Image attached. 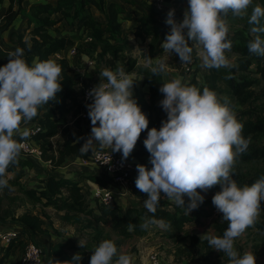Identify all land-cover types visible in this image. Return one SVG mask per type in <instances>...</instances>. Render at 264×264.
Masks as SVG:
<instances>
[{
    "label": "clouds",
    "instance_id": "1",
    "mask_svg": "<svg viewBox=\"0 0 264 264\" xmlns=\"http://www.w3.org/2000/svg\"><path fill=\"white\" fill-rule=\"evenodd\" d=\"M249 8L251 13L249 14ZM175 10H169L165 20L170 26L162 43L166 53H175L182 64L193 60L194 47L199 49L201 67L207 69L230 68L226 57L231 51L228 40L227 17H247L254 37L248 43V51L264 57V7L253 6V0H188L182 22L174 19ZM191 41V46L189 45ZM8 62L0 67V190L9 187L7 170L19 163L24 147L22 141L29 138L27 125L38 115L39 109L51 101H57L62 91L60 76L62 67L49 59L29 66L24 49L17 47L7 54ZM148 65L152 58L148 57ZM168 66L157 60L151 66L153 75L164 76ZM100 83L89 90L91 103L86 105L91 121V133L80 147L83 154L96 147L109 148L122 153L126 161L133 152L141 133L147 130L143 141L152 165H136V188L146 194L144 207L155 214L161 198L184 210L185 215L204 202L201 192L207 193L219 185L221 191L212 197V204L228 226L222 236H206L209 247L222 253L228 264H256L252 252L242 255L235 248V241L249 227H253L261 214L264 203V177L254 183L240 186L233 178L237 158L246 153L250 137L243 136V124L236 118L230 104L221 102L217 93L204 87L183 83L182 77L164 82L159 88L163 99L159 102L166 119L159 129H148L149 120L133 98L134 80L123 65L115 70L105 68L99 73ZM230 79L231 75L225 77ZM106 81V82H105ZM19 136L17 140L15 137ZM95 142V143H94ZM188 197L187 204L184 197ZM167 229L163 220L145 217L141 230L152 226ZM135 225L129 223L132 232ZM79 246L84 247L82 241ZM80 253L65 264H80ZM90 264H133L131 254H118L115 243L106 239L95 247Z\"/></svg>",
    "mask_w": 264,
    "mask_h": 264
},
{
    "label": "trees",
    "instance_id": "2",
    "mask_svg": "<svg viewBox=\"0 0 264 264\" xmlns=\"http://www.w3.org/2000/svg\"><path fill=\"white\" fill-rule=\"evenodd\" d=\"M23 1L25 0H9V6L3 16V25L0 26V37L2 33L9 30L16 18L20 15L22 11L20 5ZM107 1L108 0H55L54 5L51 3L32 5L30 7V12L35 16L34 21L36 26L30 32V45H27L23 41L24 37L19 33L14 34V32H11L10 41L16 48L19 47L24 49L23 58L29 66H33L35 63L41 61L52 60L55 54L62 53L65 49L74 47L75 39L74 36L56 38L50 36L47 33L48 28L54 26L56 23L50 16L57 13L67 16V12L72 9L74 18L77 19V25L82 27L81 29L83 32L81 34L91 39V41L86 44L91 47L95 53L93 54L94 62L99 63L100 57L104 58L105 56H111V58L105 60L106 66L100 69L99 73L105 68L115 70V63L118 60L116 57L127 49L128 40L121 32L122 26L119 22V4L117 2ZM260 1L264 6V0ZM2 2L3 0H0V5ZM15 2L18 4L17 11L13 10V4ZM87 6L95 7L98 11L105 12L107 14L106 23L101 24L96 21L91 15L90 10L86 8ZM42 15L45 16L43 17ZM147 15L148 19L152 22H154L157 16L154 11L149 12ZM141 22V26H143L144 29L146 28L145 32L151 34L154 41H156V39H158L159 27L147 24L144 20H141ZM262 23H264V20H262ZM250 27L251 26L247 22L245 24V29L234 33L235 40L230 37L228 38L231 41V50L239 56L235 65L230 68L208 69V74L204 78L205 83L202 85L198 86L195 78H192L187 83V85L195 86L201 91L204 87H208L210 90L215 91L221 102L227 101L234 111L236 107L243 108L236 113V118L243 124V136L245 138L250 137L251 142L246 153L237 158V162L245 164L253 163V165L251 171L247 173L242 172L239 168H235L233 178L240 186H250L259 178L264 177V57L253 55L248 51V43L254 39L249 33ZM261 36L262 39H264V34H261ZM165 37L166 35H164L162 39L165 40ZM14 39H16L15 42ZM82 46L84 45H76L77 54L74 57V61H72V64L79 68H81V62L79 63L80 58L78 53L82 50L83 52H80L81 54L89 56V52H85ZM8 52L9 51L0 47V67L8 62ZM97 56L99 58H97ZM53 61L62 67V73L59 78L62 84V91L58 93L57 101H51L39 109L38 115L36 116V118L39 117V119L34 127L39 126L41 131L35 135H29L28 138V140L34 142L35 146L40 149L41 160L48 163L52 171L61 167L68 156L76 154L91 132V124L89 127L87 123H84V125L81 124V122H85L83 119L76 120L74 124L76 129L67 127V115L72 113V115L75 116L82 108L79 99L80 90L79 92L76 91L78 89V77L71 71V62L68 61L67 58ZM253 63L256 64L254 71L250 70V66ZM135 65V62L130 63L129 69L127 70L128 74L135 69ZM251 73L259 75V78L249 77L248 74ZM136 74L143 77L142 83L147 86L148 93L137 90V92L135 91L133 94V98L136 99L141 110L146 114L149 120L148 129L150 130L153 127L159 129L161 127V122L167 118L166 113L159 104L163 99V94L159 92L161 84L164 83L162 76L153 75L151 70L146 68H137ZM229 75H231V78L226 79L225 77ZM89 77L90 75L86 74L83 77V81ZM85 83L90 82L85 81ZM98 83H100V81H96L94 84L97 85ZM253 86H260L259 91L255 92ZM256 102H259V105H256ZM62 129H64V134H61V142L53 146L50 140L57 136ZM142 136H147V132L141 133L140 138ZM145 154L150 156L145 146H142L133 156L139 158ZM27 165L28 162L19 160L18 165L12 166L7 170V174L16 172L17 167L25 168ZM136 172H134L131 182L134 183V188L138 191L135 185V180L138 176V172ZM19 179L20 177H16L14 180L8 179L9 187L0 190V220H5L10 216L9 208H4L3 203L10 196L11 188L20 185ZM43 185L41 190L25 189L20 186L19 188L22 194L27 195L35 203H41L44 199L46 201L44 202L45 205H53L56 211L63 212V220L78 221L76 215L82 213L84 210L83 205L85 206V199L81 193L79 184L73 180L49 176L45 179ZM216 189L221 191L220 186H214L210 190ZM51 196L55 198L52 199ZM184 199L187 204L188 197L185 196ZM167 206H171V210H167ZM261 208L264 210V203H262ZM101 213L102 216L92 217L96 221L104 223L107 222V219H110L111 230L121 235L123 239L115 243L117 249H119L124 240L140 233L141 228L138 222L140 217L144 219L145 217L153 218L154 216L156 220H163L167 223L169 225L167 229L182 232L185 224L198 222L200 215L204 212L198 210L196 214L185 215L182 208L177 207L173 203L164 201L159 203L155 214L149 213L145 207L136 208L134 205L122 212H119L116 206L111 208L101 206ZM106 215L107 217H104ZM16 220L18 225L22 228V232L19 231V239L13 240V243L7 246L0 247V264L8 258L11 249H13L16 244L14 242L18 240L17 242H21L20 244H22L24 248L27 240L21 239V237H23L22 233H29V235L34 238L37 235H42L45 231L42 228L43 221L37 216L24 214ZM129 223L135 225L132 232L127 230V225ZM226 228L227 223L215 224L216 236H222ZM257 228L260 232L264 233V222L258 224ZM101 235L102 231H99L92 238V240L96 242V246L100 243L99 240L103 241V239H110L108 237L101 239ZM184 241L185 238L181 237L180 242L183 243ZM198 245V238L196 236H191L189 246L184 247L183 250L189 253ZM95 247L84 246L81 248L80 246L63 242H50L48 251L51 257L61 262L72 260V256L69 255L70 250H76L77 252L88 251V254L82 255L80 264H90V258ZM204 247H207V245ZM211 250L208 246L207 252L204 255L206 264H215L210 261V256L212 255ZM216 264L223 263L218 261ZM226 264H228V262Z\"/></svg>",
    "mask_w": 264,
    "mask_h": 264
},
{
    "label": "rangeland",
    "instance_id": "3",
    "mask_svg": "<svg viewBox=\"0 0 264 264\" xmlns=\"http://www.w3.org/2000/svg\"><path fill=\"white\" fill-rule=\"evenodd\" d=\"M117 2L119 4L120 8V15H119V22L122 26L121 32L122 35L128 40V47L127 49L122 52L121 54H118L116 58L118 60L116 61L117 65H123L125 67V71L129 69L130 63L135 62L136 67L132 71L133 75H130V77L133 79L136 77L134 75L136 73L137 68H146L148 70H151V66H155L157 60L164 61L167 63L168 71L167 74L164 75V78L166 82L171 81L172 79L176 77H182L183 83L187 84L192 78H195V80L199 85H202L205 83V76L208 74V69L201 67V58L198 55L199 49L194 47L193 51V60L190 64H182L180 61V58L177 54L174 52L169 54L166 53L162 48V43L164 35H166L170 31V26L166 25L165 20L167 18V13L169 10L174 9V19L177 22H182L183 20V13L184 10L187 8L188 0H160L159 2L157 0H108L107 2ZM37 2V1H36ZM41 4L51 3L54 5L55 0H40L38 1ZM39 4V3H38ZM260 5L262 7L263 4L260 0H253V6ZM13 10L17 11L18 6L16 5V2L13 4ZM90 10L91 15L93 18L98 21L101 24H105L107 20V14L105 12L98 11L95 7H86ZM118 8V10H119ZM22 11L20 12V15L16 18L15 22L12 24V26L9 28V30L6 31V33H3L0 37V46L2 49H6L9 51H13L16 49V46L14 44H10L8 39H10V33L14 32V34H22L23 35V41L30 45L31 41V30L36 26L35 24V16L31 14L30 7H23L21 5ZM154 11L157 16L155 17L154 22L150 21L148 19V13ZM1 12L0 11V26L3 25V17L1 18ZM251 13V8H249V14ZM43 17L45 15H42ZM52 20H54L56 23L54 26H51L48 28L47 33L52 36L53 38L56 37H62V36H74V47L78 44H83L82 46L85 50V52H89V56H86L85 54H81L83 51L81 50L78 53V56L80 58L79 63L82 64L83 60L89 59L90 61L94 60V51L89 47L88 41L86 40V35H82V27L77 25V19L74 18V12L72 9H70L67 12V16H63L61 13L53 14L50 16ZM228 25H229V34L228 38H232L235 40L234 33L236 31L245 29V24L247 23V17L244 18H235L232 17L231 14L226 18ZM141 20L146 21L147 24L156 25L159 27V34L158 39L154 41L151 34H147L145 32V29L143 26H141ZM17 21V22H16ZM155 23V24H154ZM250 33V32H249ZM81 35V36H80ZM251 35V34H250ZM80 39H79V38ZM254 38V37H253ZM229 40V39H228ZM13 41V40H12ZM16 39H14V42ZM87 43V44H86ZM191 41H189V45L191 46ZM9 45V46H8ZM68 50L69 48L65 49L64 52H62V59L67 58L68 61L71 62L74 61V58H68ZM148 57L152 58V65H148ZM226 57L229 60V63L233 66L237 63V60L239 56L235 54L232 50L229 52H226ZM97 58H99L97 56ZM99 63H95V66L87 67V73L90 77L85 79L86 82H94V78L99 76V70L104 68L106 66V59L111 58L105 56L104 58L100 57ZM53 60V59H52ZM75 69L77 67L73 65ZM81 68H83V65H80ZM184 66H188L191 69L190 74H186L184 71ZM72 69L71 71L74 72L75 69ZM79 68V69H81ZM256 68V64L253 63L250 66V70L254 71ZM83 70V69H81ZM251 78H259V75L251 73L248 74ZM141 77V76H140ZM170 77H172L170 79ZM134 85H133V94L135 91L137 92L141 90L142 88V81L143 79L140 78V81H136L133 79ZM106 82V81H105ZM138 89H135V84H137ZM260 89V86H253V90L255 92H258ZM79 92V87L76 90ZM256 105H259V102H256ZM242 107H236L235 113H238L240 110H242ZM33 118V120H35ZM74 122H76L74 120ZM72 121V113H69L67 115V124L69 126H73L75 123ZM147 132L145 130L142 133ZM61 134H64V129L61 130ZM143 137V136H142ZM59 136L53 137L50 141L54 142V145H56L57 140ZM140 139V138H139ZM146 138H143L142 140H138L143 142ZM116 154V153H114ZM131 156V155H130ZM129 156V158H131ZM252 164H245L241 162H236L235 168H239L242 172L247 173L250 172L252 169ZM9 176V175H8ZM15 176H10L8 179L14 180ZM16 178V177H15ZM19 186L21 188H26V181L24 179H19ZM28 185V184H27ZM19 186L12 187L10 190V196L8 199H6L3 203V207H8L10 210L11 216L14 217L13 220H9V224L12 226H19L17 222V218L24 214H30L33 216H37L43 221V227L44 233L42 235H46L45 238H43L46 241L50 240H62L69 244L79 246L78 241H82L84 243V246L86 247H95L96 242L92 240V238L96 235L97 232L102 231L101 239L103 238H110L114 243L123 240L121 235L118 233H115L111 230V221L110 219H107V222H99L93 219L92 216H96L94 213V209H90L88 206L83 205V212L78 213L76 217L78 218V221H67L63 220V214L59 213L53 208V205H45L44 202H46L44 199L41 203H35L32 201L27 195H24L21 193V190ZM219 186V185H217ZM220 190H209L207 193L201 192V195L205 197L204 202L200 204V206L193 210L190 215L196 214L198 210L203 211L200 215L198 222H190L185 224L182 232H177L173 229H164L158 226H152L145 231V236H142L144 239L140 241V238H132L128 241H123V246H121L122 252L125 254H131L136 251L135 256L137 260H140L141 253L152 254L157 253L162 259L161 264H180V259L183 258L185 262L194 263L196 260V263L198 264H206L204 255L207 252V247L209 246L207 239H205L206 236H216L215 232V224H225L227 223L222 219V214L217 212L216 208L212 204V197L215 195L216 192ZM66 194V192L64 191ZM93 194V193H92ZM91 194V196H92ZM52 197V196H51ZM119 196L115 197V205L114 206H124V203L122 202V198H118ZM55 197H52L54 199ZM147 199V198H146ZM166 198H161L160 202H164ZM97 204V203H96ZM99 207L100 205L97 204ZM139 206H144V201L139 203ZM262 209V208H261ZM92 210V215H91ZM143 218L140 217L139 224L143 223ZM261 222H264V210H261L260 217L256 224L253 227H249L245 233L236 239L235 241V248L237 251L241 253V255L244 252H252L254 253L256 257V264H264V233L260 232V230L257 228V225ZM228 226V224H227ZM140 232H143L141 230ZM191 236H196L198 238V246H196L192 252L187 253V251L183 250V245L188 244V241H190ZM185 238V242L181 244L180 238ZM28 240L35 242L37 246L42 248V245L39 241L36 242L32 236L28 235ZM40 240V239H39ZM104 240V239H103ZM101 242V240H99ZM207 245V247H204ZM135 247V249H134ZM147 248V249H144ZM181 248L182 253L178 251V249ZM131 250V251H130ZM211 250V248H210ZM76 253H80V255L88 254V251H79L73 250ZM119 251V249H118ZM212 255L210 256V261L215 263L221 262L223 264H226L228 262L227 258L220 252L211 250ZM74 253V254H76ZM119 253H121L119 251ZM118 253V254H119ZM123 253V254H124ZM149 255L147 258H149ZM134 257V256H133Z\"/></svg>",
    "mask_w": 264,
    "mask_h": 264
},
{
    "label": "crops",
    "instance_id": "4",
    "mask_svg": "<svg viewBox=\"0 0 264 264\" xmlns=\"http://www.w3.org/2000/svg\"><path fill=\"white\" fill-rule=\"evenodd\" d=\"M38 1H40V0H25L21 3V5H23L24 8L25 7H31L32 5H36V4L40 3ZM16 5L18 6L17 3H16ZM8 6H9V0H3L2 4L0 5V11H2L1 12V18L4 16ZM4 33H6V32H4ZM8 41L11 45L13 44L10 41V39H8ZM4 50H6V49H4ZM7 51H9V50H7ZM13 51H15V49ZM70 66L74 67L73 64H71ZM129 75H133V73L131 72V73H129ZM134 75H136V77L133 79H135L137 82L140 81V78L143 79L142 76L140 77L136 73ZM171 78L172 77H170V79ZM162 79L164 82H166L164 76H162ZM99 80H100V76L97 75V77L94 78V82L92 81V83H95L96 81H99ZM141 84H142V88L140 91L143 93H148L147 86L144 85L143 83H141ZM135 85H136L135 89H138V87H137L138 83ZM80 112H81V110H80ZM80 112L75 116L72 115V121L73 122H74V120L76 121L77 119H81V120L83 119L79 115ZM38 119H39V117L36 118L35 120H32L27 125H22V130L26 128L30 132V130H32L34 128V126L37 124L36 122L38 121ZM84 123L89 124L88 127L90 126L91 121H90L89 116L87 117V119H85V122H81L82 125H84ZM67 127L71 128V129H76L74 127V125L69 126L67 124ZM83 129H85V128H83ZM90 133H89V135H90ZM58 136H59V138L57 140V143L61 142V139H62L61 138V132H59L57 134V137ZM15 138L17 140L20 139L19 136H16ZM143 138H147V136H143L140 139L142 140ZM31 143L33 145H35L34 142H31ZM51 143H52V145H54V142L51 141ZM142 146H144V143L141 141H138L133 152L131 153V156H130L132 158V161L135 163V172L137 171V169H136L137 164L145 165L149 170L152 167V165L149 163V155L145 154L139 158L133 156L135 154V152L138 149H140ZM96 150H106V151L111 152V149H109V148H103L102 149L99 146L96 147ZM113 153L122 155V153H120V152H113ZM92 154L93 153L91 152V150L87 154H83V153H81L80 148H79V150L76 154L68 156L65 159V163L61 167H59L57 170L52 171L50 169V166L48 165V163L43 162L41 160V158H37L34 156L33 157H26L20 153L19 160L28 162V165L25 168L17 167L16 172L8 173L7 177L8 178L10 176L20 177V180L24 179L26 181V183L28 184V185L26 184L27 189H35V190H41L42 187L44 186L43 184H44L45 179L48 178L49 176L73 180V181L77 182L81 188V193L83 194L84 199H85V206H88L90 209H94L93 211L96 214V217L102 216L101 206L97 207L98 205L96 204V201L91 197V194H92L93 190L96 188H107L109 186V181L105 177L104 173L93 164ZM15 177H14V179H15ZM40 181H41V183H40ZM117 196H119L118 198H122V202L124 203L123 207L116 206L118 208L119 212L125 211L127 208H130L132 205H134L136 208L144 207V206H139V203H141L142 201H144L147 198L146 194L140 192L139 190L138 191L135 190L134 183L131 181H130V184L128 186V189H127V192L125 193V195H117ZM164 201L170 202L167 199H165ZM170 203H172V202H170ZM166 208H167V210H171V206H167ZM58 212L63 213L61 211H58ZM104 217H107V215ZM13 219H14V217L11 216V214H10L9 218H7L5 220H0V227L5 229V230L7 228H10V229H13L16 231H21L22 228L20 227V225L19 226H12L9 224L8 221L13 220ZM144 234H145V231L143 230V232H140L138 235H133L131 238L126 239L125 241H128L134 237L140 238V241H142L144 239L142 236H145ZM28 235H29V233H26V232L24 234L22 233L23 237H21V239L28 238ZM45 237H46V235H37L36 237H34L36 242L39 241L40 244L42 245V248H41L42 249V261H41V264H65V262L58 261L57 259L51 257L49 255L48 248H49L50 242H63V243H67V242L62 241V240L55 241L53 239L50 241H46L43 239ZM17 241L14 242V243H16L15 246L13 247V249H11L8 258L5 259L2 262V264H20V260H21V257L23 255V245L20 244L21 242H17ZM31 242H33V241H31ZM11 243H13V242H11ZM67 244H69V243H67ZM121 246H123V244ZM121 246L119 248V251L121 253H119V251H118L119 254L124 253V252H122V250H120ZM187 246H189V241H188V244L186 243L182 247L184 249V247H187ZM134 249H135V247H134ZM144 249H147V248H144ZM136 251L138 252V250L135 249L134 252H132L133 255H131L132 257L134 256L133 257V264H148V258L147 257L149 255V253L146 254V253H144V250H143V253H141V256H139L140 260L139 259L137 260V258H136L137 255L135 256V254H134V253H136ZM178 251L180 253H182L181 248L178 249ZM74 253H76V252H74L73 250L69 251V255L72 257L74 255ZM194 263H196V260ZM180 264H190V263L185 262V260L183 258H181ZM191 264H193V263H191Z\"/></svg>",
    "mask_w": 264,
    "mask_h": 264
},
{
    "label": "built area",
    "instance_id": "5",
    "mask_svg": "<svg viewBox=\"0 0 264 264\" xmlns=\"http://www.w3.org/2000/svg\"><path fill=\"white\" fill-rule=\"evenodd\" d=\"M158 2L160 0H157ZM89 42L90 38H86ZM68 58H74L77 54L76 47H71L68 50ZM53 60L62 59V53H57L53 57ZM84 67L75 69L70 66L71 70L74 68L73 72L77 76L78 87L80 90L79 99L81 101V112L80 116L83 120L88 117V110L86 105L91 103V99L87 96V93L92 89L95 84L85 83L83 77L86 75L87 67H92L95 65L94 61L89 59L83 60L82 64ZM184 71L186 74L191 73V69L188 66H184ZM100 81V80H99ZM79 116V117H80ZM41 131L39 126L34 127L30 130L29 135H35ZM24 147L21 151V154L26 157H37L41 158V151L38 147L33 145L30 140L22 141ZM93 164L99 168L109 181V186L107 188H96L93 190L92 198L96 201L97 204L105 208H111L115 205V197L117 195H125L127 192L128 186L130 184L131 178L135 172V163L132 161V158H129L126 161H122V155L114 154L113 152L106 150H96L92 154ZM19 231L7 228L6 230L0 227V247L9 245L13 240L19 239ZM42 261V249L37 246L35 243L28 241L23 248V255L20 260V264H41ZM162 259H160L157 253H152L149 255L148 264H161ZM198 264V263H193Z\"/></svg>",
    "mask_w": 264,
    "mask_h": 264
}]
</instances>
